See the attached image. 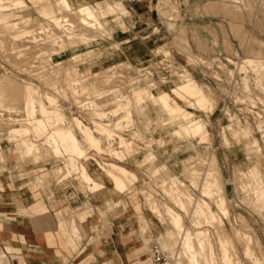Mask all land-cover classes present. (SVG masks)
<instances>
[{"label": "rangeland", "instance_id": "374dc122", "mask_svg": "<svg viewBox=\"0 0 264 264\" xmlns=\"http://www.w3.org/2000/svg\"><path fill=\"white\" fill-rule=\"evenodd\" d=\"M19 1L22 4H16L17 0H0V14H9L11 16L9 17L11 20L8 22L0 21V77L3 76L5 78L6 76L17 87H21V84H30L36 87L38 89L37 97L43 101L42 95L44 93L52 95L55 99L57 98V104L60 105L62 110L64 109L62 112L68 120L70 116L75 115L76 101L78 99L82 101L96 96L101 102L100 106L102 109V111H96L95 115L97 117L101 118L104 115L103 112L111 110L110 113L113 115V118L112 116L110 118L115 120H113L115 122L114 128H121V121H125L128 124L136 120H143L141 124L144 128V115L142 116V114L137 113L136 108L132 104L131 117L127 119V108L122 103L125 101L121 102V107L117 106L115 100H112L107 94L98 90L100 88L110 89L112 87L124 86L128 75H133L141 62L147 64L155 72H161L166 77L164 84L152 87L147 85L150 89L160 87V89L169 92V87L179 82L178 74L186 70L200 85L212 92V104L215 106H211L210 109H206L205 111H200L197 108L191 109L186 102L176 98L172 94L170 95L171 99L176 101L181 107L199 115L205 121L210 135L209 145L205 143L197 144L198 138L187 140L182 137H171L168 133L162 134L159 124L153 123L147 128L149 131H147V134H149L150 138L144 140L145 146L143 150L151 152L157 164L159 161L160 164L167 167V170L162 173L165 178L172 175L177 177L182 186L185 184L183 190H187L194 198L203 197L206 199L201 194L200 188H198L200 187L198 185H201L199 182L202 181L201 178L208 169L219 167L218 171L221 177L219 179L222 188L221 195L226 199L229 216L227 219L223 218L222 226L219 224V227H217L218 225L214 226V224L212 228L211 225L206 224L205 226V223H201L200 227L208 228L210 231L216 255L218 253L215 236L221 232L228 235L232 240L233 246L229 248V253L235 262L234 264H253L254 258L258 259L260 264H264V208L259 206L261 202L258 203L259 200L257 201V197L252 193L251 188L243 186L252 184L254 180L251 181L246 176H242V172H246L256 162L260 161L264 163V0H142L140 2L105 0L110 3L122 2L127 10V14L123 16H106L101 19L104 24L103 28L92 26L88 27V29L87 26H80L68 12L64 10L63 12L61 10L58 11V6H54L57 13L62 12V15L65 14L64 16L69 14L67 18L73 21L74 27L66 30V32L60 28H56V25L37 12L35 7L37 0ZM50 1L53 2L54 0ZM90 3H93V1H90ZM116 17L119 18L115 19ZM168 17L170 20H168ZM47 31H50L51 34ZM67 31L70 32L68 33ZM91 34L95 35V37L101 35L100 39H102L98 41L99 43H93L95 41H92L86 43V46H84L85 44L81 38L82 35ZM58 35L62 36V43L53 37ZM67 35L71 36L68 37ZM23 48L28 49L22 53L21 49ZM39 55L41 57L35 59L32 64L34 65V70L42 72V76L39 78L37 76L23 77L20 75L23 72L24 65H26V61ZM74 55L78 56L72 59ZM164 55L170 57L171 61L166 59ZM225 58H227L228 62L224 60ZM248 60H251L252 63L248 64ZM260 62L261 64H259ZM217 63L218 66L216 65ZM201 64L203 65L198 66ZM256 64L261 66L258 68ZM112 67H114V70L108 73ZM219 68H222V71ZM214 74L215 76L216 74L221 75L220 79L216 80ZM243 81L248 85L247 87L245 86L248 90L244 88L245 84ZM129 83L130 81L128 80L127 84ZM137 84L140 87L146 86L139 82ZM132 87L131 90L129 87L127 89L128 91L130 90L129 94H125L124 91H120L119 94L121 95L124 92L122 94L124 97L129 96L131 98L132 96L130 95H133ZM75 88L76 91L78 90L77 93L75 92ZM44 103L49 107L45 101ZM97 104L99 105V103ZM21 106V104H18L17 112H12L18 114V116L12 115V117H24ZM224 109H227L225 110V115ZM227 111L230 113L228 114V122L235 121V124L224 125L226 123ZM4 117L0 116V162H5L7 159L25 161L27 157L35 162L39 160L46 161L49 155L51 160L48 166L41 165L40 170L24 171L21 177L43 182L50 179L56 180L59 173L63 174L64 177H68L73 172L76 175L75 179H77L75 182L79 183V185L82 184L89 190L88 185L80 179L76 170L68 163L67 156L62 157L64 158V169L60 168L61 165L52 157L50 148L43 142L45 136L41 134L34 136V134L30 133V136L25 137V139L31 140L38 146L36 149L34 148L28 152L24 141L20 137H12L7 133L10 127L24 126V124L19 123L6 126L4 124L5 121H3ZM73 118L70 122L71 125H69L81 141L87 157L95 158L92 151H89V154L87 153V150L91 148L85 145L82 136L74 126ZM119 119L120 121H117ZM91 122L92 126L94 123H101L94 120ZM102 125L110 131L112 136L115 135L113 128H109L105 124ZM219 126L221 127L219 128ZM91 130L96 137L99 136L94 132L99 135L101 134L100 136H104L106 139L109 138L104 132L99 133L94 131V128H91ZM134 134L137 139L143 140L144 137L139 130H136ZM159 135L162 137L161 140L164 141L163 147H160L156 143ZM117 137H119V148L123 150L125 148L124 143L127 144L129 142L118 134ZM32 138L41 140L34 141ZM99 138L101 139V137ZM251 139L255 140L256 146L258 145V147L253 148H258V150L247 148L252 145ZM101 143H103L102 140ZM246 145L248 146L246 147ZM129 146L131 148L130 155L133 156L139 153L136 151V148H132L133 145L131 143H129ZM194 146H210L212 148H198L195 152H192L191 147ZM108 147L103 148L106 150ZM112 149L117 150L116 148ZM3 150L5 151L3 152ZM105 150L106 154L113 157L110 155L111 153ZM250 150L254 151L250 152ZM4 153H9L8 157H4ZM197 154H204L205 157H207V154L214 155L212 157L216 161H214L215 166L212 165L213 163L208 164V161L206 164V161ZM209 155L208 157L211 158ZM191 156L194 157L192 158ZM188 157L192 158L190 161L193 163L190 165H186L183 162ZM97 158H95L96 161H91L92 166L102 176L105 172L99 168L98 164L100 165V163L102 169L109 168L108 163H112L118 166L122 165L134 174L131 182H125L122 192L121 190H114L108 181L99 190L100 192L107 190L111 194L118 195L119 193H123L127 186L134 182L137 177L141 176V173L134 167L132 161H127L124 164L118 162V160L112 162L111 158L106 159L105 156ZM99 159L108 161H99ZM143 159L144 152L141 153L140 157L135 159V166L142 168ZM79 162L81 163V160ZM44 167L45 169H43ZM0 168L8 170L5 166H1ZM149 170H152V168L149 167ZM189 170H196L193 175L196 177L195 179L191 178L192 174L189 176ZM152 171L149 177L154 176ZM10 175L13 176L12 172ZM254 176L256 177L255 181L257 184L264 187V165L261 170L259 166L257 167ZM193 179L196 181L195 183ZM149 185L155 186L152 181ZM190 185L196 191H193ZM252 196L257 201L256 203L254 200L256 205L252 203L254 202ZM134 197H131L133 203L135 201ZM119 202L117 201L115 206ZM209 202L210 207L218 212L212 201ZM162 203L166 204V202ZM106 204V208H108H105V210L108 211L112 205L108 202ZM172 204L175 206L174 202ZM166 205L173 210L175 209L174 211L181 213L185 224L190 226V216H187V213L185 214L183 211L177 210L178 208L176 209L168 203ZM133 206L137 207L138 211L141 210L138 204H133ZM158 208L161 209L162 207ZM21 210L24 211V209ZM105 210H99L101 217L105 216ZM161 211H159L161 213L160 216L164 215V219L168 218L167 214H163L164 210L163 213ZM77 213L78 210H75L73 216ZM21 215L25 216L27 214ZM160 216L158 217V222L154 219L143 220L139 224V229L141 231L142 229L153 227V230L159 235V244L164 249L175 250V247H179V239L174 237V239L169 240L165 237V233L171 229L169 224L170 219L164 220L162 219L163 216ZM83 218L84 216H79V219ZM162 220L165 222H162ZM0 225V230H3L1 222ZM104 227L105 225L102 228ZM193 227L190 226L189 229L194 230L195 228L193 229ZM11 229L10 227V230L7 231L8 237L6 240L9 241L5 246V251L2 249L5 245L3 243L5 239L2 232H0V242L4 244H0V264H17V262L22 264L25 262L13 253L18 248L12 243L15 233ZM216 229L217 231H215ZM234 229H238L245 236V239H250L251 258L244 255L243 249L246 240L235 237ZM60 230L64 231L65 226ZM69 242L74 243L72 237L69 238ZM180 258L176 260L175 264L188 263L183 256ZM144 262L146 263L147 261L144 260Z\"/></svg>", "mask_w": 264, "mask_h": 264}, {"label": "bare ground", "instance_id": "6f19581e", "mask_svg": "<svg viewBox=\"0 0 264 264\" xmlns=\"http://www.w3.org/2000/svg\"><path fill=\"white\" fill-rule=\"evenodd\" d=\"M90 1H93V3H90ZM16 4H22V2L17 0ZM54 6H58L59 8L57 9L58 11L61 10L63 12L64 10L68 12L70 15H72L71 17H74L75 21L79 23L80 26L81 25L87 26V29L88 27L90 28L92 26L103 28L104 24L101 21V19L105 18L106 16H109V15L123 16L127 14V10L124 4L119 1L110 3L105 0H54L53 2H51L50 0H37L35 4L37 12L45 16L46 19H48L50 22H52L54 25L57 26V27L55 26L56 28H60L64 32L74 27L73 21L72 20L70 21L69 18H67V15L69 17V14H66V16H64L65 14L62 15V12L57 13L56 12L57 10H55ZM2 10H5V9H2ZM13 16L16 17L17 15H13ZM9 17H11L9 14H0V21L8 22L9 20H11L9 19ZM117 18L119 17H116L115 19ZM47 32H50V31H47ZM67 32L69 33L70 31H67ZM53 37L57 38L58 41L62 43V39L60 35L53 36ZM100 37L101 35L98 37H95V35L93 34L82 35L81 38L83 40V43L85 44V45L84 44L82 45L86 46V43L88 42L90 43L92 41H95L93 43H99L98 41L102 39V38L100 39ZM77 56L78 55L72 56V59H75ZM247 62L248 64L252 63L251 60H248ZM259 64H261V62ZM259 64H256L258 68L259 66H261ZM109 70L113 71L114 67L110 68ZM175 76H176V73H175ZM1 77H0V109L1 111L15 113L17 112V108H18L17 105L21 104L23 114H24V118H22V122H21V124H24V126L10 127L7 133L11 135L12 137H20L24 141L28 152L32 151L34 148L36 149L38 146L37 144L33 143L31 140H28L27 138L25 139V137L30 136V133L34 134V136L41 134L45 136V139L43 142H45L47 146L50 148V152L53 156H55L56 158L67 156L66 159L68 163L72 166L74 170H76L80 179H82L88 185L89 191L91 190V192H96V191L101 190L104 187L106 181H108L114 190L115 189L121 190L122 192V188L125 186V182H131L134 175L127 169L121 166H118V165H114L112 163L111 164L108 163L109 168L102 169L101 163L99 165L97 162L99 168L105 173L102 176L96 171V169L92 166V162H91V161H96V159L93 157H87L86 152L83 146L81 145V141L77 138L71 126L66 125L64 123L65 116L59 109H57L56 99L52 95H49L48 93H44L42 95V98L44 99V101L49 105L48 107L45 105L43 100L37 97L38 89L36 87L30 84H21V87H17L13 83H11V80L9 78H6V76L5 78H3V76ZM178 78H179V82L171 85L169 87V92H166L160 89V87H156L155 89H150L147 87V85H149V87H152V86L164 84L166 82L165 80L163 79L155 80L152 77L148 78V77H143V76H136L132 78L133 80L130 79L129 80L130 83L127 84L130 90H131V87L133 86L132 87L133 95L132 94L130 95L132 96L131 98L129 96L125 95L126 97H124L122 95L124 92L125 94L130 93V90L129 92H126V89L124 88L115 89L114 87H112L107 90H103L102 88L98 90L99 92H104L105 94H107L109 98H111L112 100H115V103L117 104V106L121 107L123 103V105H125V107L127 108L126 109L127 119L131 117L132 106L136 108L137 113L142 114V116L144 115V120H145L144 128L145 129L149 128L153 123L155 124L158 123L159 127L161 128L162 134L168 133V135L171 137H174V138L182 137L187 140L198 138L199 141L197 144L205 143L209 145L210 135H209V131L207 129L205 121L199 115H196L192 113L191 111L181 107L176 101L171 99L170 95L172 94L176 98L186 102V104L191 109L197 108L200 111H205L206 109H210L211 106H213L212 92L205 89L202 85H200L186 70H183L182 73L180 72L178 74ZM160 81H163V82L160 83ZM137 82L141 83L142 85L144 84L146 86L140 87L137 84ZM244 84H245L244 88H246L248 85H246V83ZM120 91H124V92L123 93L121 92L122 94L120 95L119 94ZM123 100L125 102H122ZM90 103H91V106L95 105L96 108L94 109L93 114L95 117H97L95 115L96 111H100V110L102 111L101 107L100 106L98 107L97 103L101 105V102L96 98V96H93V99L90 101ZM102 106H105V105H102ZM103 113L104 115L101 118L106 116V113L105 112ZM97 118L101 119L99 117ZM14 121H18V119H14ZM117 121H120V119ZM98 122H101V121H98ZM133 122L126 124L125 121H121V128L119 129L123 128L124 123H125V126L128 127L130 124H133ZM73 123H74L75 128L78 130V132L82 136L85 145L90 147L97 154H102L105 149L102 146L101 139L99 137H96L92 133L91 128L92 129L94 128V131H97L99 133L104 132L107 135V137H109L108 139H110V137L112 138L113 136H117V134L112 136L110 131L107 130L102 125L104 124L102 122H101L102 124L94 123L93 126L88 127V125L81 123L79 119L74 117ZM114 123L115 122H112L111 124H105V125H108L109 128H113V132H114V130H117L116 128L113 127ZM144 128L141 127V129L140 128L138 129L142 136L144 133L147 134V131H148V129L145 130ZM133 138L137 139L134 133H133ZM148 138L150 137L146 136L143 138V140H139V139L137 140L142 141L145 145L144 140ZM161 138L162 137H160L159 135L156 143L159 144L160 147H163L164 141H162ZM118 140H119V137H118ZM248 142H250V140H248ZM129 143L133 145L132 142H129ZM129 143L127 144L124 143L125 148L120 151L114 150L112 148L110 149V147H108L106 150L108 151V153H111L110 155H112L116 160H118V162L125 164V162L127 161L129 162L132 161L133 164L135 165L136 164L135 158L129 154L131 152ZM247 146L248 145H246V147ZM119 147L120 146H118V148ZM208 147L207 146H204V147L194 146V147H191V150L192 152H195V150L198 148L207 149ZM253 147L254 148L258 147V145L256 146L255 140L254 141L252 140V145L248 146L247 148L250 149ZM254 150H258V148ZM254 150H250V152ZM197 155L201 157L202 159H204L206 161V164L208 161V164L213 163L212 165L215 166L214 165L215 160L212 157L214 155L207 154V157H205L204 154H197ZM208 155L211 156V158L208 157ZM191 159L190 157H188L183 162H185L186 165L187 164L190 165L193 163L192 161H190ZM80 160H81V163L79 162ZM83 162L85 163L83 164ZM142 162H143V164L141 165L142 167L148 168V169L149 167L152 168L153 171L152 170L151 171H152V174L154 175L153 177L160 176L161 178L160 181L163 184L164 192L171 199L169 200L171 202H174L178 210L183 211L185 214L186 213L188 214L187 216H190V219H189L190 226H194L193 229L195 228L194 230L189 229L190 226L185 224L183 220V215H181V213L174 211L175 209L174 210L171 209L169 206L166 205L167 203L166 204L160 203L163 206L162 205L158 206V204L150 205V209L153 211L154 214L157 213L156 214L157 217H159L161 214L159 213V211L162 210L161 212L163 213V210H164L163 214L165 215L167 214L166 216H168V218L164 219L165 217L164 215H161L160 217L163 216L162 219L164 220L170 219V222L169 221L168 222L170 224L171 229L169 232L167 231V233H165V236L167 238L177 237L179 239L178 250L180 252L178 250H177L178 252L171 250L174 253L178 254L177 259H181L180 257L183 256L187 260L188 262L187 264H234L235 262L233 261V258L229 253V248L233 246L231 238L228 237V235H225L221 232L216 235V232H215L216 250L218 253L216 255L215 250H214V244L212 242V237L210 236L211 235L210 231L208 230V228L200 227L201 223L202 224L205 223V226L206 224L211 225L212 228L214 224H215L214 226H216L217 224L218 225L217 227H219V224L221 225L223 223L222 221L223 218L227 219L229 216L226 199L223 195H221L222 188H221V182L219 179L221 178L220 172L218 171L219 167L218 168L211 167L210 170L208 169V171L205 172L204 175L202 176L201 178L202 181L199 182L201 185H198L200 186L198 188H200L201 194L206 199H208L206 200L203 197L194 198L192 197L193 195L187 192V190L184 191L182 188H180V186L182 185H181V182L177 179V177H174L172 175V176L165 178L162 173H164L167 170V167H165L163 164H160L159 161L157 164L154 155L148 150H144V159ZM161 165H163L164 167ZM263 165H264L263 162H260V161L256 162L250 168H248L246 172H242V176H246L249 180L255 181L256 177L254 176V174L257 170V167L259 166L261 170L263 169ZM191 167L193 168L192 165ZM195 172L196 170H191V171L189 170V173H190L189 176H191V174L193 176ZM186 174L188 173L186 172ZM192 176L191 178H194V179L196 178ZM254 181H253L254 184L252 183L250 185L249 184L248 185L242 184V185L244 187L248 186L251 188L252 193L257 197V201L259 200L258 203L261 202L259 206L264 208V187L258 185L257 182L256 181L254 182ZM195 182L196 181H194V183ZM254 200L255 199L253 198V201ZM209 201H212V203L216 206V209L218 212L214 211L210 207ZM255 201L252 203L254 204ZM158 207H162L163 209L162 208L159 209ZM104 212H106V210ZM239 218H243V217H239ZM164 220H162V222H165ZM63 226L64 225L62 222L59 223V229H61ZM68 228L73 233L76 232L77 223L75 219H72L70 221ZM215 231H217V229ZM220 231L222 230L220 229ZM234 236L237 238L240 237L246 240V242L244 243L245 246H244L243 251H244V255H247L248 257H250L252 254L251 248L249 247L250 239H245V236H243L242 233L238 229H234ZM8 241L9 240H6V239L3 241L5 246L6 244H8ZM206 250L207 252L205 253ZM253 264H260V262L258 259L254 258Z\"/></svg>", "mask_w": 264, "mask_h": 264}, {"label": "crops", "instance_id": "0c3cea01", "mask_svg": "<svg viewBox=\"0 0 264 264\" xmlns=\"http://www.w3.org/2000/svg\"><path fill=\"white\" fill-rule=\"evenodd\" d=\"M8 155L4 153V157ZM50 160L48 155L46 161L27 157L25 161L0 162V167L8 169L0 168V232L6 239L12 228V243L18 248L13 253L25 261L22 264H149L147 237L140 232L135 214L109 208L100 216L99 210L116 201L117 195L107 190L90 192L77 182H37L21 177L24 171L48 166ZM74 193L75 198L69 199ZM75 210L78 213L73 216ZM80 215L84 218L79 219ZM72 219L77 223L75 233L68 228ZM61 222L64 231L59 229ZM71 237L74 243L69 242ZM2 249L5 251V245Z\"/></svg>", "mask_w": 264, "mask_h": 264}, {"label": "built area", "instance_id": "2783aa9c", "mask_svg": "<svg viewBox=\"0 0 264 264\" xmlns=\"http://www.w3.org/2000/svg\"><path fill=\"white\" fill-rule=\"evenodd\" d=\"M127 1H135V2H140L142 0H127ZM157 11V9H156ZM168 20H170V18L168 17ZM61 36V35H60ZM62 37V36H61ZM57 39V38H56ZM58 41V39H57ZM60 42V41H59ZM28 48H23L22 53H24V51H26ZM166 59L170 60V57H167V55H164ZM41 56L39 55L38 57L35 56L33 57L31 60L26 61V65H24V68L22 69V73H20V75H22L23 77H29V76H37V77H41L42 76V72L38 71V70H34V65L32 64L34 62L35 59H39ZM200 59V58H198ZM225 61H227V58L224 59ZM171 61V60H170ZM199 61V60H198ZM204 61V60H203ZM219 63H221L220 61H218ZM228 62V61H227ZM213 63V62H211ZM222 64V63H221ZM198 65V66H202ZM211 65V64H210ZM218 66V63L216 64ZM224 65V64H223ZM216 66V68H217ZM145 69V70H144ZM218 69V68H217ZM144 70V71H143ZM219 70L222 71V68ZM35 71V72H34ZM111 73L112 71H108V73ZM146 73V74H145ZM174 74V73H173ZM136 76H143V77H148V78H154L155 80H164L166 79V77L161 73V72H155L154 70H152L150 67L147 66V64L141 62V64H139V66L137 67V69L135 70L133 75H128L124 86H120V87H114V88H124V89H129L128 86L126 87L128 80L136 77ZM219 74H214V78L216 80L220 79ZM24 80V79H21ZM133 80V79H132ZM109 89V88H108ZM103 90H107V89H103ZM78 91V90H77ZM76 88H75V92L77 93ZM127 92H129L127 90ZM93 99V97H89L86 98L85 100H77L76 102V110H75V115L74 116H70L69 120L66 118V120L64 121V123L66 125H71V120L73 117H76L77 119H79L82 123H86V125L88 126H92V122L91 120H95V121H101L104 124H111L112 122H114L115 120L112 119L113 115H111L108 112L106 113V116L98 119L97 117H95L93 115V111L96 108L95 105L91 106L90 101ZM57 98H56V105L57 108L62 112L64 111V109L62 110L60 105L57 104ZM100 105H98L99 107ZM101 107V106H100ZM225 110L224 109V115H225ZM63 113V112H62ZM86 114V115H85ZM228 111H227V118H226V123L224 125L227 124H235V121L232 122H228ZM13 116H18V114H14V113H8V112H4L1 111L0 112V116H5L3 119L4 124H6V126H10V125H16L22 122V118H24L23 116L21 117H12ZM233 115V114H231ZM110 116H112V118H110ZM237 116V115H236ZM14 119H18V121H14ZM114 120V121H113ZM141 121L143 120H136L133 122V124H130L128 127L125 126V123L123 124V128L122 129H117L114 130L115 134H118L120 136H122L124 139L128 140L129 142H132L133 147L132 148H136V151H138V154H134L133 157L138 158L141 156V153L144 152L143 148H144V143L142 141H138L137 139L133 138V133L138 130L139 128L141 129L142 124ZM239 121H241L239 119ZM241 123V122H240ZM222 124V123H221ZM220 124V125H221ZM221 126H219L220 128ZM97 136L101 137V140L103 141L102 146L104 148L110 146V148H116L117 150H122L121 148H118V137L117 136H113L112 138H110L109 140L106 139L104 136H100L99 134H97L96 132H94ZM144 137H148L149 134L144 133L143 134ZM34 139V141H40L41 139H37V138H32ZM42 143V142H41ZM155 147V146H153ZM154 149V148H153ZM157 149V147H156ZM89 151H92L95 156L96 159H98L97 157L102 156V157H106V159H110L113 160L112 162L117 161L116 159H114L113 157L109 156L108 154H106V152H103L102 154H96L93 150L88 149L87 153L89 154ZM154 151V150H153ZM155 152V151H154ZM51 153V152H50ZM91 155V154H90ZM53 158L56 159V161H58V164L61 165L60 168H62V170L64 169V158L60 157V158H56L52 155ZM103 160V159H99ZM103 161H108V160H103ZM126 164V162H125ZM51 166V165H50ZM135 168L138 169V172L141 173V176L137 177L136 180H134V182H132L131 184H129L126 188V190L123 193H119L117 195V200L116 201H111L110 204L112 205L111 209L112 210H116V211H131L132 214H135L136 216V221H137V225L138 228L139 224L143 222V220H149V219H154L158 222V217L153 213V211L150 209V205L152 204H160L162 202H166L170 205H172L174 208L177 209L176 206H174L172 204V202L169 200V197L165 194L164 189H163V184L160 181V176H156V177H149V174L151 173V170H149L148 168H138L134 165ZM45 169V167L43 168ZM76 175L72 172L70 176L68 177H64L63 174H58L57 175V179L55 180L56 183H71V182H75L77 179H75ZM154 182V185H149L150 182ZM156 183V184H155ZM159 183V184H158ZM184 183V182H183ZM184 186H180V188L184 189ZM191 188H193V191H196V189H194V187L192 185H190ZM74 191V189H72ZM76 196V194H72L69 199H74ZM135 198L134 203L132 202V198ZM117 201H120L117 206H115V203ZM133 204H138V206L140 207V211L137 210V207L133 206ZM178 210V209H177ZM142 234L146 235V239L144 244L147 247V252L149 254V262L150 264H175L176 260H177V256L178 254L174 253L173 251H177L178 247H175V250L171 251L170 249H164L162 247L161 244H159V235H157L153 229H149L145 228L144 230L140 231ZM178 252V251H177Z\"/></svg>", "mask_w": 264, "mask_h": 264}]
</instances>
